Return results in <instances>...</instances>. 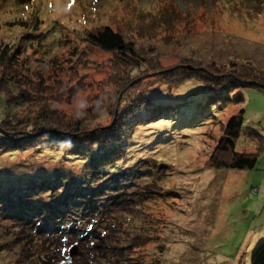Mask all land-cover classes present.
Returning <instances> with one entry per match:
<instances>
[{
  "label": "rangeland",
  "instance_id": "1",
  "mask_svg": "<svg viewBox=\"0 0 264 264\" xmlns=\"http://www.w3.org/2000/svg\"><path fill=\"white\" fill-rule=\"evenodd\" d=\"M168 15L185 23L168 25ZM105 26L148 60L134 79L122 81L130 68L116 69L112 53L87 41ZM0 45L19 50L25 78L38 89L27 90L28 82L26 90L21 84L10 92L0 68V121L7 120L8 130H25L53 110L61 120L80 115L88 127L116 124L133 134L129 159L110 180L119 182L122 205L99 223L114 254L72 240L51 264H252L264 241V149L254 170L217 169L210 159L223 128L241 111L236 151L258 150L249 132L264 138V89H238L230 97L243 102L204 108L199 101L206 89L196 71H228L234 63L264 78V0H0ZM152 96L165 102L196 97V125L183 122L191 119L183 109L172 120L129 123L138 114L131 110L127 119L121 111ZM68 160L48 150L0 153L2 168L38 188L42 175L71 178L69 166L81 164ZM26 170L43 172L31 179ZM35 243L0 217V264L28 258L24 245Z\"/></svg>",
  "mask_w": 264,
  "mask_h": 264
},
{
  "label": "trees",
  "instance_id": "2",
  "mask_svg": "<svg viewBox=\"0 0 264 264\" xmlns=\"http://www.w3.org/2000/svg\"><path fill=\"white\" fill-rule=\"evenodd\" d=\"M170 16L168 15V25L171 24L169 22L174 26L185 23V20L176 18L178 15L175 19ZM87 41L106 53H112V63L116 69L123 68L124 71L130 68V71L124 72L125 75L122 74V81L134 79L139 72L144 71L148 60L140 57L133 42L110 26L99 28L95 34H89ZM15 50L0 45L1 81L7 82L3 84L5 88L10 87V92L21 84L23 89L28 82L30 88L27 90L37 89L30 78L26 80L23 73L24 61H20V52ZM231 65L228 71L212 66L205 71H196V78L203 82V88L206 89L204 100L199 101L201 107L209 108L215 105L223 108L232 102H243V96L230 97V94L238 89H264V78L254 76L253 72L243 70L237 64ZM2 92H6V89ZM145 97L133 100L130 109L121 111L127 115V119L131 110L138 114L129 123L135 121V125H141L147 120H172V117L183 109L191 115V119L183 122L190 126L196 125V97L177 98L171 102H165L161 98L158 101L157 96H152L150 102ZM22 99L29 101L30 97L24 95ZM103 101L102 107L107 106L108 101H105V98ZM97 109L99 110L98 107L95 110ZM113 113L115 115V110ZM56 114L59 113L53 110L49 114H38V120L30 123L25 130H8L9 125L4 124L7 120L0 121V153H17L28 149L48 150L60 155L62 153L70 159L68 161L75 160L81 164L78 167L69 166L73 170V176L67 178L59 175L53 179L56 183H52V178L46 177L47 175H42L43 180L39 188L31 179L42 170H26V176L30 177L31 181L25 180L26 183L22 184L20 181L24 180L25 175L13 176L14 173L0 166V217L15 223L20 238H29L32 243L36 242L35 248L24 245V248L31 250V256L26 258L23 255L15 260V264H51L52 257L65 256L63 252L72 240H77L83 247L90 246L91 250H103L105 255L108 252L114 254L113 250L110 251L106 234L103 235V228H99V223L103 220L105 212L118 210L122 205L119 200V182L117 184L110 180L119 171L120 162L128 161L133 134H127L122 125H100L92 128L82 121L80 115L65 118V121ZM243 126L244 111L232 117L225 125L223 135L211 155L210 164L214 168H256L260 153L264 149V138L251 130L249 137L257 141L258 150L254 153L237 152L236 142L241 136ZM52 173L56 172L52 170ZM252 264H264V241L254 251Z\"/></svg>",
  "mask_w": 264,
  "mask_h": 264
},
{
  "label": "water",
  "instance_id": "3",
  "mask_svg": "<svg viewBox=\"0 0 264 264\" xmlns=\"http://www.w3.org/2000/svg\"><path fill=\"white\" fill-rule=\"evenodd\" d=\"M78 250V245L75 244L71 249H70V256H69V262L71 263V259L74 257V254L77 253Z\"/></svg>",
  "mask_w": 264,
  "mask_h": 264
}]
</instances>
